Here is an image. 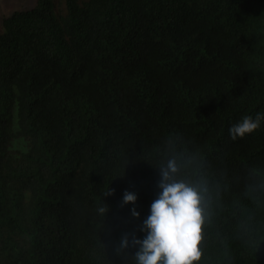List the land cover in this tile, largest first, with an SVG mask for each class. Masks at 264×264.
<instances>
[{"label": "trees", "instance_id": "trees-1", "mask_svg": "<svg viewBox=\"0 0 264 264\" xmlns=\"http://www.w3.org/2000/svg\"><path fill=\"white\" fill-rule=\"evenodd\" d=\"M64 3L0 32V264H135L170 159L205 198L199 264H264V122L228 135L264 113V0Z\"/></svg>", "mask_w": 264, "mask_h": 264}, {"label": "clouds", "instance_id": "clouds-1", "mask_svg": "<svg viewBox=\"0 0 264 264\" xmlns=\"http://www.w3.org/2000/svg\"><path fill=\"white\" fill-rule=\"evenodd\" d=\"M264 122V113L255 117L245 115L240 122L228 129L232 141L244 139L256 132ZM175 159H170L160 170L161 180L158 198L150 206V215L144 220L142 231L144 239L133 237L131 244L139 246L134 255L135 264H199L202 258L201 245L204 239L206 220L205 198L196 185L175 179L179 172ZM110 190L106 195H112ZM137 196L125 192L123 204H135ZM107 207L98 212L106 214ZM132 215L139 218V213L132 209ZM129 247V238L125 234L116 250L124 252Z\"/></svg>", "mask_w": 264, "mask_h": 264}, {"label": "rangeland", "instance_id": "rangeland-1", "mask_svg": "<svg viewBox=\"0 0 264 264\" xmlns=\"http://www.w3.org/2000/svg\"><path fill=\"white\" fill-rule=\"evenodd\" d=\"M57 13L65 8L64 0H54ZM37 0H0V32L3 28V20L15 11L30 10L36 6Z\"/></svg>", "mask_w": 264, "mask_h": 264}]
</instances>
